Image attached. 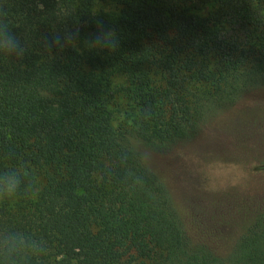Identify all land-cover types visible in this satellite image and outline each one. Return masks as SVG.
Segmentation results:
<instances>
[{
  "label": "trees",
  "instance_id": "obj_1",
  "mask_svg": "<svg viewBox=\"0 0 264 264\" xmlns=\"http://www.w3.org/2000/svg\"><path fill=\"white\" fill-rule=\"evenodd\" d=\"M0 21L21 47L0 56V172L39 188L0 199V226L31 229L40 264H264V210L215 254L131 142L165 152L264 87V0H0ZM98 22L115 53L85 46Z\"/></svg>",
  "mask_w": 264,
  "mask_h": 264
},
{
  "label": "rangeland",
  "instance_id": "obj_2",
  "mask_svg": "<svg viewBox=\"0 0 264 264\" xmlns=\"http://www.w3.org/2000/svg\"><path fill=\"white\" fill-rule=\"evenodd\" d=\"M164 181L189 237L226 255L264 210V87L208 112L198 133L165 152L132 139Z\"/></svg>",
  "mask_w": 264,
  "mask_h": 264
},
{
  "label": "clouds",
  "instance_id": "obj_3",
  "mask_svg": "<svg viewBox=\"0 0 264 264\" xmlns=\"http://www.w3.org/2000/svg\"><path fill=\"white\" fill-rule=\"evenodd\" d=\"M55 44L61 48L75 46L81 39L78 29L55 36ZM88 50L99 53H115L121 44L118 32L98 22L95 32L84 40ZM21 51L16 33L7 23L0 21V56L12 57ZM39 193L37 181L21 169L12 168L0 172V199L12 200L20 196L35 198ZM44 253L42 242L35 233L25 227L0 226V264H40Z\"/></svg>",
  "mask_w": 264,
  "mask_h": 264
}]
</instances>
